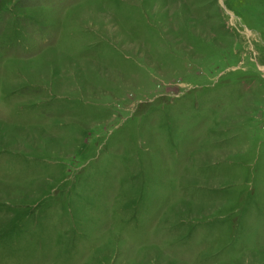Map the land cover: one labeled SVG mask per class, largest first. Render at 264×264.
Listing matches in <instances>:
<instances>
[{
	"label": "rangeland",
	"instance_id": "374dc122",
	"mask_svg": "<svg viewBox=\"0 0 264 264\" xmlns=\"http://www.w3.org/2000/svg\"><path fill=\"white\" fill-rule=\"evenodd\" d=\"M0 264H264V0H0Z\"/></svg>",
	"mask_w": 264,
	"mask_h": 264
}]
</instances>
